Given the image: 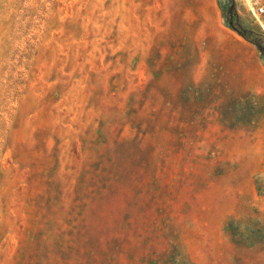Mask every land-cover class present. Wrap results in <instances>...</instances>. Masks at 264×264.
Listing matches in <instances>:
<instances>
[{"label":"rangeland","instance_id":"obj_1","mask_svg":"<svg viewBox=\"0 0 264 264\" xmlns=\"http://www.w3.org/2000/svg\"><path fill=\"white\" fill-rule=\"evenodd\" d=\"M264 0H0V264H264Z\"/></svg>","mask_w":264,"mask_h":264},{"label":"built area","instance_id":"obj_2","mask_svg":"<svg viewBox=\"0 0 264 264\" xmlns=\"http://www.w3.org/2000/svg\"><path fill=\"white\" fill-rule=\"evenodd\" d=\"M255 5L258 4V0H253ZM264 12V9L262 6H257V9H256V13L259 14V13H263Z\"/></svg>","mask_w":264,"mask_h":264}]
</instances>
